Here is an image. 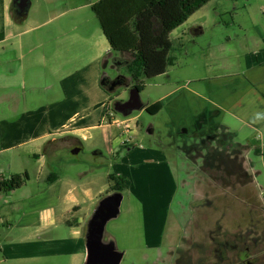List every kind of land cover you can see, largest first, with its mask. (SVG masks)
<instances>
[{
	"label": "rangeland",
	"instance_id": "obj_1",
	"mask_svg": "<svg viewBox=\"0 0 264 264\" xmlns=\"http://www.w3.org/2000/svg\"><path fill=\"white\" fill-rule=\"evenodd\" d=\"M98 1L31 0L26 17L14 21L11 32L15 36L0 45V96L12 81L16 86H24L28 81L27 70L33 52L53 46L58 33L76 22L83 26L93 21L98 26L92 11V6ZM9 2L12 0L0 1L1 19H4L5 3L7 6ZM6 15L9 16L8 11ZM197 26L202 29L195 35L190 28ZM95 30L99 31L97 27L92 31ZM179 37L183 40L181 45L175 41ZM171 38L176 42L172 52L174 65L169 67L166 75L146 80L145 89L140 93L141 101L146 105L167 98L166 106L158 114L134 111L129 117H124L113 110L117 96L113 95L106 121L110 123L112 117L109 114L113 113L120 121L131 120L125 122L124 126L128 125L125 131H138L134 138H126V148L120 151L119 156L111 158V150L117 147L110 146L112 140L109 135L105 139L98 137V147L84 143V148L78 153L59 147L55 153L50 152L46 156L54 172L72 181L81 201L87 202L76 217H85L86 225L98 203L113 190L108 175L117 172L121 164L130 189L122 193L119 216L111 220L106 228V240H113L117 250L124 253L121 264H154L159 258H164L169 247L181 240L179 230L191 218V209L200 208L198 201H205L204 198L212 201L210 207L213 205L216 209L213 223L220 219V224L226 227L237 225L243 213L255 208V204L264 207V119L253 122L252 119L239 117L247 108L254 110L255 115L264 113V0H212ZM32 46L35 49L33 52L30 51ZM114 55L117 57L119 54ZM113 63L112 60L104 70L110 80L114 81L119 76L130 78L127 67L113 69ZM9 66L16 67L15 74L7 73ZM43 66L42 62L41 70H44ZM236 74V80L232 79L229 83L234 88H240L239 84L252 85L253 90L248 89L244 97L240 89L231 95L226 93V98L222 100H218L222 93L216 98L206 95L207 81H214V85L221 87L223 82L231 80L222 76ZM52 79L59 84L60 76L56 74ZM130 89L122 87L118 92H122L119 98L128 99ZM193 91L203 92L210 104H197L201 99L192 95ZM22 95L29 98L31 94L23 90ZM249 96L252 102L248 100ZM38 98L40 105L47 102L44 94L38 95ZM255 101L258 104L255 105ZM29 106L32 105L27 100L23 108ZM211 107L214 108L211 110ZM218 109L223 110V114ZM210 110L215 114L211 121L207 120ZM1 113L0 104V123ZM191 114L199 117L197 124L195 119L191 120ZM180 126L187 127L194 136L182 135ZM115 129L117 136L121 128ZM213 132L214 136L211 135ZM225 132L235 135L233 142L225 147L228 152L225 151L226 161L231 164L232 174L226 166L218 163L210 176V169L205 166L203 158L207 152L202 148L201 138L209 134L212 136L210 139L217 137L218 140ZM211 144L215 151L224 150L216 142ZM235 145L244 148L236 153L239 148ZM132 146L155 152L159 161L137 162V158L126 157ZM27 152H31V148H27ZM7 156L11 157V153ZM124 157L128 163L122 162ZM31 185L38 188V184ZM223 212H228L225 219L221 216ZM262 214L263 220L264 211ZM147 222L149 225H146ZM261 225L264 227V221ZM159 239H162L161 248L146 245L149 242L153 246Z\"/></svg>",
	"mask_w": 264,
	"mask_h": 264
},
{
	"label": "crops",
	"instance_id": "obj_2",
	"mask_svg": "<svg viewBox=\"0 0 264 264\" xmlns=\"http://www.w3.org/2000/svg\"><path fill=\"white\" fill-rule=\"evenodd\" d=\"M6 8L9 16L6 15ZM196 13L171 33V40L172 35L177 30L185 28ZM15 20L11 12V3L9 2L7 6L5 3L3 19L5 38L0 41V45L15 36L11 32ZM94 27L99 31H92ZM190 29H193L191 31L196 35L202 28L197 26ZM175 41L181 45L183 40L179 37ZM38 46L42 47L41 44ZM33 50L34 47L30 51ZM33 53L27 70L28 81L20 87L13 81L8 83L0 96L2 110L0 181L23 173L29 177L18 190L10 193L0 190V264H74L76 261L83 264L86 257L87 225L85 217H76L83 211L87 202L81 201L77 187L72 181L61 178L58 174L57 179L48 183L50 175L56 173L54 167L47 163L46 156L50 152L55 153L59 147L72 149L76 146L83 149L84 143L98 147L100 144L98 137L105 139L109 135L112 140L110 146L117 147L116 150H111V158H114L126 144V138H134L137 135L138 131L135 129L125 131L128 125H124L125 122L131 121L129 119L120 121L111 113L110 123L106 121L108 118L106 106L111 105L114 92L102 83L104 76L110 79L104 70L112 60L113 69H116L120 66L127 67L131 58L128 53H119L115 57L110 52V44L100 24L97 26L93 21L83 26L80 22L74 23L55 36L53 46L42 51L36 49ZM42 62L44 70H41ZM9 67L7 73L15 74L16 67ZM56 74L60 76L58 85L52 79ZM236 77L238 74L222 76L225 80L227 78L231 80L223 82L221 87L214 85V81H207L206 95L216 98L222 93L218 99L222 100L226 98V93L231 95L240 89L244 97L248 89L253 90L252 85L239 84L240 88H234V85L229 83L232 79L236 80ZM125 78L132 83L131 78ZM23 90L29 91L31 94L29 98L22 95ZM231 90L233 91L229 92ZM41 94H44L47 102L40 105L38 95ZM192 95L201 99L197 104L204 102L209 105L211 102L203 92L195 91ZM166 99H162L164 102L162 100L158 102L164 107ZM27 100L32 106L25 109L23 105ZM248 100L253 101L250 96ZM256 104L258 103L255 101ZM211 110L210 116L207 115L209 121L215 117ZM218 110L223 114V110ZM256 111L259 112L258 109H255ZM191 115H193L191 120L195 119L197 124L199 117L196 114ZM254 115V110L247 108L239 117L253 120ZM172 117L175 118L174 115ZM205 120L203 121L206 122ZM117 127L121 128V132L115 136ZM180 128L188 129L182 126ZM27 148H31V152L28 153ZM141 152L143 156H148V159L137 158L140 162L159 161L155 152L148 150ZM8 153H11V157L7 156ZM131 156L130 153L128 157ZM126 157L122 162L128 163ZM32 183L38 184V188H33Z\"/></svg>",
	"mask_w": 264,
	"mask_h": 264
},
{
	"label": "trees",
	"instance_id": "obj_3",
	"mask_svg": "<svg viewBox=\"0 0 264 264\" xmlns=\"http://www.w3.org/2000/svg\"><path fill=\"white\" fill-rule=\"evenodd\" d=\"M211 1L100 0L92 6V11L110 44V52L129 54L131 59L127 65V71L132 84L143 92L146 80L166 74L168 68L174 65L175 58L172 52L175 44L170 39L171 33L184 25L191 16ZM4 38L3 18H0V41ZM109 82L110 79L104 76L103 85L108 86ZM109 108V105L106 106V109L109 110ZM162 109L163 104L157 102L147 107L146 111L156 115ZM106 115L107 112H105ZM234 136L225 132L218 140L216 137L212 141L225 148L233 142ZM204 142L207 143L206 140ZM237 146L240 149L244 148V146ZM125 148L126 145L122 146L120 151ZM120 151L116 156L121 154ZM108 176L113 190L121 191L127 188L126 178L114 173ZM57 178V174L50 175L48 183ZM28 180L26 173L13 175L7 180L0 181V190L10 193L20 189Z\"/></svg>",
	"mask_w": 264,
	"mask_h": 264
},
{
	"label": "flooded vegetation",
	"instance_id": "obj_4",
	"mask_svg": "<svg viewBox=\"0 0 264 264\" xmlns=\"http://www.w3.org/2000/svg\"><path fill=\"white\" fill-rule=\"evenodd\" d=\"M11 12L14 17L17 16V7L13 4V1L11 2ZM107 87L114 92V95H117L113 102L114 109V104L116 102H126L129 99L119 98L122 95V92H120V94L118 93L119 90L122 87L132 89L135 86L129 83V80L125 77L119 76L114 81L110 80ZM146 110L147 107L142 111ZM180 132L185 137L194 136V133L188 129ZM211 135L214 136V132ZM212 136L207 134L206 137L201 138L202 148L207 152L206 155H203V158L205 166H208V169H210V173L208 174L210 176L214 174L215 165H218V163L222 166H226L229 169V173L232 174V170H230L231 164L226 161L228 157L226 156L225 148H223L224 150L215 151L212 148L213 145H210L211 142L214 143L212 139H210ZM204 140H206L207 143H205ZM78 148L79 147L75 146L72 148L71 152L74 153ZM240 150L242 149L239 148L236 153ZM130 153L133 159L141 157L148 159V156H143V152L136 146H132L125 155L128 156ZM139 161L138 159L137 162ZM124 172L125 171L119 167V170L114 174L126 178ZM249 173L247 171L248 175ZM129 189L130 185L129 182H127V188L121 191L112 190L108 192L107 195L117 192L123 193L125 190L128 191ZM204 200L205 201H198L200 208L191 209V218L195 217L194 219L190 218L188 223L179 230L181 240L173 243L169 247L167 255L162 259L159 258L154 264H264V227L261 225L264 221V219L262 220L264 207H259L258 204H255V208L248 211V213H243L237 225H228L226 227L220 224V219L217 220L216 224L213 223L216 209L212 207L213 205L210 207L212 201H208L207 198H204ZM228 211L230 210L228 209ZM227 214L228 212H223L221 216L223 215L225 219ZM230 214L231 213H229V215ZM248 220L249 223L246 224ZM147 224L148 222L146 225ZM161 240L162 239L156 240L153 246L150 245L149 242L146 243V245L152 248H161Z\"/></svg>",
	"mask_w": 264,
	"mask_h": 264
},
{
	"label": "water",
	"instance_id": "obj_5",
	"mask_svg": "<svg viewBox=\"0 0 264 264\" xmlns=\"http://www.w3.org/2000/svg\"><path fill=\"white\" fill-rule=\"evenodd\" d=\"M17 7L16 20L25 18L31 6V0H12ZM140 90L133 87L126 102H116L114 111L124 117H129L134 111H142L147 105L141 101ZM79 148L74 153L79 152ZM123 194L120 192L104 197L91 214L85 235L86 257L83 264H121L124 253L119 252L113 240H106L107 224L117 218Z\"/></svg>",
	"mask_w": 264,
	"mask_h": 264
},
{
	"label": "clouds",
	"instance_id": "obj_6",
	"mask_svg": "<svg viewBox=\"0 0 264 264\" xmlns=\"http://www.w3.org/2000/svg\"><path fill=\"white\" fill-rule=\"evenodd\" d=\"M262 119H264V113H257L253 118V122L260 121Z\"/></svg>",
	"mask_w": 264,
	"mask_h": 264
}]
</instances>
